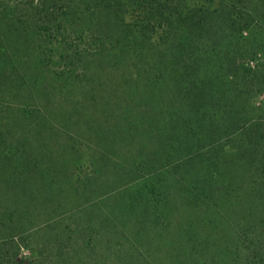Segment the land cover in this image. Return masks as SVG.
<instances>
[{"label":"rangeland","instance_id":"1","mask_svg":"<svg viewBox=\"0 0 264 264\" xmlns=\"http://www.w3.org/2000/svg\"><path fill=\"white\" fill-rule=\"evenodd\" d=\"M51 1L0 0V238L38 264H264L263 31L132 43L128 9L57 0L45 35Z\"/></svg>","mask_w":264,"mask_h":264},{"label":"trees","instance_id":"2","mask_svg":"<svg viewBox=\"0 0 264 264\" xmlns=\"http://www.w3.org/2000/svg\"><path fill=\"white\" fill-rule=\"evenodd\" d=\"M83 1L85 5L77 9L88 13L99 12V17L103 11L108 16L120 18L124 17L122 9L124 11L128 9L129 12H132L135 20L128 27L129 36H132L128 41L132 43L136 42L138 36L156 30L160 32L162 43L169 42L173 34L178 32L197 33L200 36L203 33L205 35L204 41L209 46L214 45L213 47L218 46L221 41H231L232 37L229 32H226L228 29H232L234 33L236 32L242 38L244 34L249 37V35H252V31L257 28L264 33V0H127L130 2L128 8H125L126 3H123L124 0ZM56 2L57 0H52L50 4L39 3L37 6H31L38 15V19L34 24L45 35L49 33L55 21L60 19V16L56 14L66 12V8L56 7ZM255 19L261 21L257 22ZM253 53H255V50H253ZM246 54L248 53L246 52ZM208 56L212 57L210 54ZM252 127L250 128L251 132H253ZM210 184L211 181L206 178H202V180L196 178L189 182L186 188L193 194L194 200L204 201L212 198L213 193L207 192V187H210ZM19 213L27 216L31 214V210H9L6 212L7 222L11 224L12 218L17 219L20 216ZM48 227L49 224L47 223L46 233ZM51 233H55L54 230H51ZM30 237L32 238V235ZM28 238L29 236L25 234L21 236L11 234L0 238V264H38L35 257L36 252L24 244ZM23 246L26 249L28 248L30 253L27 262H21L18 259V253L21 248H24ZM52 258L56 264H68V258L63 259L58 252ZM57 259H59V262H57ZM125 264H128V262H125Z\"/></svg>","mask_w":264,"mask_h":264}]
</instances>
